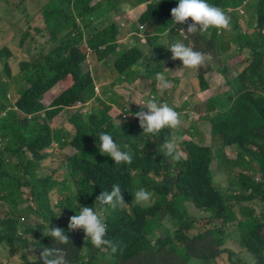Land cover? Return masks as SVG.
<instances>
[{"label": "trees", "instance_id": "trees-1", "mask_svg": "<svg viewBox=\"0 0 264 264\" xmlns=\"http://www.w3.org/2000/svg\"><path fill=\"white\" fill-rule=\"evenodd\" d=\"M208 2L229 18L232 33L210 28L185 35L187 24L171 25L176 0H0V18L13 14L14 19H32L25 22L27 33L17 29L20 38L11 46L0 31V264H29L30 256L43 264L41 247L60 249L66 264H227L233 258L264 264V0ZM122 3L143 6L136 31L120 29L114 20ZM239 14L245 18L238 19ZM121 36H128L131 49L118 45ZM57 39L58 48L43 54ZM161 40L184 43L202 53L204 62L182 69L181 62L159 46ZM233 45L239 48L236 57L231 55ZM81 46L89 49L90 65L104 64L115 80L110 87L121 123L85 106L82 115L80 109L67 112L66 126L75 129L67 136L51 128L53 116L78 96L96 104V87L104 84V76L94 80L90 72L82 73L87 54L80 53ZM163 67L169 70L171 85L178 87L180 80L173 78L178 74L187 79L186 89L194 86V78L206 91L208 75H231L223 97L226 105L215 99L207 105L209 112L218 109L213 132L222 147L215 154L210 147L184 141L180 144L186 157L178 152L168 156L160 146L175 136L174 130L142 134L132 118L143 107L127 96L134 92L131 87L140 79L155 81L154 74L164 72ZM69 72L77 74L73 86L56 99V110L46 111L42 97L56 84L61 87ZM144 92L143 99L165 103L180 114L172 97H158L148 87ZM103 104L106 111L112 108L107 101ZM193 128L196 132L197 126ZM101 132L111 134L131 154V163L115 165L99 153L94 144ZM57 145L60 153L54 158L48 150ZM68 147L79 154L64 153ZM228 147L239 150L234 160L224 154ZM113 184L121 186L125 202V208L103 217L107 238L118 246L114 254L92 247L82 229L67 227L79 206H93ZM139 188L150 192L149 201L135 202L132 197ZM195 212L202 216L196 218ZM24 214L40 221L28 228ZM48 224L63 229L68 242L57 245L48 238ZM230 240H235L237 252ZM85 251L87 261L81 256Z\"/></svg>", "mask_w": 264, "mask_h": 264}, {"label": "clouds", "instance_id": "clouds-1", "mask_svg": "<svg viewBox=\"0 0 264 264\" xmlns=\"http://www.w3.org/2000/svg\"><path fill=\"white\" fill-rule=\"evenodd\" d=\"M176 3L177 6L173 8L170 13L172 18L171 25L187 24V34H185V28H180V32L184 33L185 35L196 32L202 33L210 28L217 30L226 29L229 25V18L225 15V13L219 7L209 3L208 0H176ZM141 10V14L137 16L138 18H141L142 13L144 12L143 6ZM66 20L67 18H65L63 22H66ZM189 20L191 21L190 23L188 22ZM27 21V16L25 15H20L16 19L13 18V14H11V16L7 19L0 18V31L3 37L6 38V40L10 43V46L12 42H14L17 38H20L17 29L27 33V27L25 23ZM197 26H199V28ZM59 45V40H54V42H51L50 47L44 51L43 54L50 53L52 50L57 49ZM159 46H163L168 52H170V58L172 60H179L182 65V69L196 68L204 62V55L202 53L193 51L190 47L186 46L182 42H166L161 40ZM86 49L88 53L85 57V62L87 61L90 65L88 59L90 52L88 47ZM81 54L83 55V53ZM245 65L247 66V62ZM167 72L169 71L164 68V72H156L154 74V80L158 83L161 89H168L170 86L166 75ZM76 75V73L69 72L67 78L64 79L65 81L61 82V87H72L74 84L73 80ZM212 75L214 74H211L210 76ZM217 75L219 77H223L221 74ZM195 79L196 78H194V80ZM193 81H191L193 84H195V82L198 83V80L194 82ZM96 84L97 83H94V85ZM59 86L60 85L56 84L50 90L46 91L42 97L40 104L43 108H45L46 111L56 110L51 108L59 107L58 105H55L56 99L61 96L60 93L57 94ZM209 88L211 89L210 85L208 84V89ZM47 95H56V97L47 99ZM62 95L65 96L66 94ZM109 106L112 107V105ZM144 109H147V111ZM131 115H133L134 118L138 120L139 127L143 130L142 134L155 136L164 129H176L180 124L179 113H177V111L165 103L158 104L153 99L145 100L144 107L141 108L140 111ZM116 117V123L120 125V121H118ZM95 143L99 153L109 157L115 165L131 163V154L128 151L123 150L114 141L111 134L106 132L99 133L98 143L96 140ZM160 148L166 155L174 156L177 148L176 138L172 137L165 140ZM99 171L103 173L101 169ZM122 193L123 191L121 186L119 184H113L110 190H104L96 197L93 206H79L78 211L75 212V214L69 219V223L67 225L68 229H82L86 239L90 242L92 247L101 251L109 249L113 254L116 253L118 251V246L112 240L107 238V226L103 219V214L113 212L118 208H125V202ZM150 196V192L146 191L144 188H139L134 192V196L132 198H134L137 204H141L149 201ZM47 237L55 243H59L57 245H63L68 242V238L63 229L57 227L50 228L49 224L47 227ZM39 253V259L43 262V264H66L65 257L60 249L41 247L39 249ZM36 260L37 257L30 256L29 264H36ZM68 261H70L69 258Z\"/></svg>", "mask_w": 264, "mask_h": 264}, {"label": "rangeland", "instance_id": "rangeland-1", "mask_svg": "<svg viewBox=\"0 0 264 264\" xmlns=\"http://www.w3.org/2000/svg\"><path fill=\"white\" fill-rule=\"evenodd\" d=\"M37 1V0H36ZM45 2V1H43ZM44 4V3H43ZM141 8L142 6H136L133 4V6L131 4H126V3H122L121 6H119L118 8L115 9L114 13H115V22H117L118 27H120V29H133L136 31V28L138 26L137 23V16H139L141 14ZM33 17L35 18V15H33ZM27 20L30 21L32 19H30L29 17H27ZM34 20V19H33ZM231 24L228 25V27L226 28V30L228 31L230 28ZM253 32V31H252ZM252 32H247V34H250ZM228 33H232V31H228L226 32V34ZM246 33V32H245ZM264 33V32H263ZM144 42V41H143ZM145 43V42H144ZM118 45L120 47H124V48H130V43H129V39L128 36H121L119 41H118ZM141 46V43L138 47ZM144 47H146V45H142ZM239 48L236 45L232 46V51H231V55L236 57L239 55L238 53ZM81 53H85L87 54L88 51L85 47H81L80 48ZM119 55L121 56V52L119 51ZM22 56V55H21ZM19 56V58L21 57ZM23 57V56H22ZM21 57V58H22ZM82 69V73H91V76L94 80L99 79L100 77L104 76L101 79V82H103V85L99 84V87H96L97 89V98L100 99L96 102V104H92L91 102L88 103V112H94L96 113V115H101L103 116V114L106 113V115H110L113 116L114 119L116 117V119L119 121V107L116 106L114 103V91L113 88L110 87V85L112 83L115 82V80H111L110 79V73H108L106 71V67L104 66V64H101L97 67H93L90 66L88 64V62H84L82 63V65L80 66ZM246 67V65L244 66V68ZM243 70V69H242ZM241 70V72H242ZM169 71V70H168ZM169 73V72H167ZM236 75H240V73H236ZM171 78V75H170ZM173 78L180 80V84L177 85L175 83H173V85L170 84L168 89H161L158 85V83L156 81L150 80V81H146L144 79H140L139 81H137L132 87L131 89L134 90L133 93H128L127 96L129 97V99H132V102L135 106L137 107H144V101L147 100V98L143 99V97L145 96V88L148 87L149 89V93H151V91H155L158 93V97H164L165 95H167V98H171V102L173 103V107H178L181 109V112L179 114V118H180V124L176 129H173L175 132V138H176V143H177V148H176V152H178L179 154H181L182 157H186L184 155H186V152H183L182 150V145L180 144L181 142L184 141H191L201 147H210L212 149V152L214 153L216 149L222 147V140H218L217 136L215 135V133L213 132L214 130V122H213V117L215 116V114L217 113L218 109H215L211 112H209L207 105H208V101L209 100H217L221 103L222 106L226 105V102L224 101L223 97L226 93L229 92V82L231 81V75L227 74L223 77H219L217 74H214L212 76L208 75L206 77V82L210 85L211 89L209 88L207 91H203L199 86L198 83L195 82L194 86L191 84L190 88L186 89V84L189 83V81L187 79H183L181 74H178L177 76H174ZM194 81H197L196 79ZM193 81V82H194ZM129 86V85H127ZM176 87V88H175ZM71 87H60L57 90V94L60 93L61 95L64 92H68V90ZM121 88L125 89L126 88V84H121ZM144 92V94H143ZM52 97H56V95L51 96V95H47L46 98L47 99H51ZM75 100L71 99L72 102L68 103L69 106H64L63 109L59 112L56 113L55 116H53L52 118V126L51 128H57V129H62L67 136L70 135V133H73L75 131L73 126H70L69 128L66 126L67 124V112H71L72 110L75 109H80L79 114L82 115L83 111L81 110L82 107L87 106V104L85 103V99L82 98V96H78L76 98H74ZM74 101V102H73ZM107 101L110 105H112V108L109 111H106V109L104 108L103 102ZM139 105H137V104ZM68 107V108H67ZM58 107H53L51 109H56ZM50 109V110H51ZM69 110V111H68ZM134 118V117H132ZM125 121V120H124ZM116 122V120H115ZM138 122V121H137ZM121 123V121H120ZM89 124H92L91 122H89ZM124 124V123H122ZM121 124V125H122ZM193 125L197 126V130L196 132L193 131ZM178 133H181V137L180 139H178ZM194 133V135H193ZM153 138V137H152ZM156 138V137H154ZM154 141H156V139H154ZM96 145V144H94ZM57 146L49 148L48 150V154H50L52 157L56 158L59 153L60 150L57 148ZM58 149V150H57ZM64 153L66 154H75L76 150L72 149L71 147H68L67 149L64 150ZM239 153V150L235 147H228L225 149L224 154L226 155L227 159L230 160H234L237 156V154ZM79 153H76V155H78ZM215 154V153H214ZM215 166V165H214ZM56 165L55 163L49 165V169L51 171H53L55 169ZM220 168L223 170V167L220 166ZM213 169V168H212ZM260 176H257V179ZM219 179V177H217ZM20 208L23 209L25 207V205L23 206L22 204H20ZM189 209L191 211H194L191 207H189ZM109 213V212H108ZM108 214L104 213L103 217H107ZM201 217L202 215L200 213H196L195 212V217ZM23 219L25 222H27L26 227L30 228L36 225L37 221H40L37 217L35 216H29L24 214L23 215ZM199 225L198 223H195V229H198ZM205 232V230H200L199 234ZM161 232H158L156 235H159ZM233 242H235V240H230V246L234 249V251H238V247L233 245ZM236 243V242H235ZM111 253H107V256H110ZM83 256V254L81 255ZM84 259L85 261H87V252H84ZM232 261V262H230ZM227 264H249L247 262H242V261H238L237 258H233L232 260H228Z\"/></svg>", "mask_w": 264, "mask_h": 264}, {"label": "bare ground", "instance_id": "bare-ground-1", "mask_svg": "<svg viewBox=\"0 0 264 264\" xmlns=\"http://www.w3.org/2000/svg\"><path fill=\"white\" fill-rule=\"evenodd\" d=\"M244 5H245V4H244ZM239 8H240V7H239ZM239 8H238V9H239ZM250 8H251V7H250ZM242 10H243V9H242ZM249 10H250V9H249ZM245 12H246V11H245ZM239 13H240V12H239ZM252 14H253V12H252ZM240 16H241V14H239L238 19L240 18ZM244 16H245V15H244ZM241 17H242V16H241ZM242 18H245V17H242ZM242 18H241V19H242ZM241 19H240V20H241ZM250 19H251V18H250ZM242 20H243V19H242ZM245 20L247 21V19H245ZM253 20H254V19H253ZM236 22H237V21H236ZM244 22H245V21H244ZM252 22H254V21H252ZM234 23H235V22H234ZM254 24H255V23H254ZM254 24L252 23L253 26H254ZM244 25H245V23H244ZM248 25H249V24H248ZM238 26H239V25H238ZM240 26H241V25H240ZM246 29H248V28L246 27ZM243 31H244V30H243ZM240 32H241V31H240ZM245 32H246V30H245ZM241 33H242V32H241ZM246 33H247V32H246ZM134 35H135V34H134ZM250 35H251V34H250ZM134 38H136V37H134ZM131 39H132V38H131ZM131 41H132V40H131ZM243 45H244V43H243ZM179 84H180V83H179ZM175 88H176V87H175ZM122 106H123V105H122ZM123 109H124V108H123ZM129 112H130V111H129ZM122 113H123V112H122ZM61 131H62V130H61ZM56 132H57V131H56ZM59 132H60V131H59ZM64 133H65V132H64ZM56 135H57V133H56ZM56 135H55V136H56ZM55 138H57V137H55Z\"/></svg>", "mask_w": 264, "mask_h": 264}]
</instances>
